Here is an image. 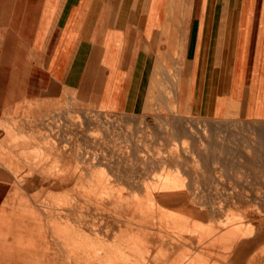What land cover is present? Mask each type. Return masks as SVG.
<instances>
[{"label": "crops", "instance_id": "0c3cea01", "mask_svg": "<svg viewBox=\"0 0 264 264\" xmlns=\"http://www.w3.org/2000/svg\"><path fill=\"white\" fill-rule=\"evenodd\" d=\"M69 113L121 115L163 154L195 120L263 122L264 0H0V233L11 193H63ZM152 163L192 180L183 154Z\"/></svg>", "mask_w": 264, "mask_h": 264}, {"label": "rangeland", "instance_id": "374dc122", "mask_svg": "<svg viewBox=\"0 0 264 264\" xmlns=\"http://www.w3.org/2000/svg\"><path fill=\"white\" fill-rule=\"evenodd\" d=\"M66 105L73 106L74 103L70 102ZM88 117H93V127L88 128L86 126L85 119ZM124 119L125 117L123 118L121 115L69 113L65 119H59V122H56L59 123V130L63 128L66 129V137L63 139L62 145H58L56 142L53 143L59 153H65L66 156L73 160L67 163L69 169L66 173V179L75 182L71 184L72 186L69 189L65 188L63 193L59 194L11 193L5 206L3 226L0 233V264H108L109 260V264H155L154 257L163 252V249L165 250L164 252L170 249V256L160 264H180V260H185V258H188V255L190 256L189 253L193 252L188 251L190 249L187 248L193 250L192 247L198 246V244L195 242L196 244L194 243L193 245L189 242L187 248L185 244L177 246L175 244L176 241H178L177 239L181 235L179 239H182L188 234L191 236L192 232L190 233V231L194 229L192 227H194L195 224L201 225L199 227H202L200 223H203L206 226L208 225L207 227H210L217 222V219L204 218L195 222V218H193L187 210V205L191 204V199L195 194L193 192H191L193 195L189 192L183 193L184 195H182V193H153L161 189L165 182H173L172 185L174 183L177 184V186H175L177 189L180 188L181 181H184L186 184L191 182L188 183V188L197 191L198 195L196 194L194 196H199V200L197 201L203 203L206 209L220 208V206L225 203V207L223 205L220 208L222 211V217H220V219L227 216L228 212L230 217L236 214L234 213L231 215V212L233 213L234 210L236 212L238 211L233 205V201L236 197L240 200L239 206L241 210L246 207L248 210L251 208L254 209L256 208L254 205H260L257 208L264 210V121L254 123L232 119L222 121L213 120L209 122L195 120L193 126L194 145L191 143L185 142L184 144L174 141V144H171L169 147V152L163 154L164 151L159 146L154 145L152 139L145 138L144 134H136V124L138 123L129 125L127 120L124 121ZM36 127L40 130L38 125H36ZM149 133L147 135H149ZM84 135L91 138V140H85L83 138L85 137ZM262 142L263 145H261ZM183 144L185 148H182ZM182 154L189 159L187 169H190L192 172V180L183 178V175L181 176V172L179 171H177V174L171 172L164 164L162 165L163 169L161 171L152 170L150 168L151 164H153L152 161L154 162L155 159L166 155L180 157ZM137 159L143 160L139 161ZM59 166L60 165L56 163L55 169H58ZM168 175L173 177H166ZM203 175L207 180L209 179V181H206ZM195 176H197V178ZM198 177L201 178L199 179ZM218 178L220 179L218 180ZM132 179H135V181ZM207 182H209V184L212 182L210 185L213 187L210 188ZM236 182L238 183L236 184ZM253 182L254 184H252ZM190 184H192L193 187H190ZM205 184L209 186L211 189L210 191ZM132 185L141 186L146 189V192L143 194L127 193L126 186ZM203 186L207 188L205 189ZM188 188L184 185L185 191ZM230 188L231 192H228ZM223 189L225 191H223ZM258 189L262 190L261 193H257ZM104 190H108L109 192H98ZM149 190H153V192ZM221 190L224 193H222ZM203 191L208 193L205 194ZM211 191L215 192L214 195ZM218 193L220 195H218ZM258 194H261L260 201H258L259 198H256ZM222 195L225 197H222ZM124 196H126V198L128 197L131 201V206L129 208L128 206L118 208L114 206V201ZM213 196H215V198H213ZM224 198H226V201ZM214 199H216V201H213ZM202 200L204 202H202ZM211 201L215 203L212 204ZM221 202L224 203L222 204ZM230 202L232 203L231 205L229 204ZM250 202H254L255 204ZM248 203L250 206H246ZM141 207L142 211L139 209ZM143 208L145 209L143 210ZM164 208L168 210L167 213H165L166 211H164ZM223 208L225 210L227 208L228 211L226 210V212ZM169 209L171 212L174 211L172 212L173 214L169 212ZM232 209L234 210L232 211ZM143 211H146V214H144ZM113 213L117 218H113ZM170 213L173 215L172 218H174L175 221L178 220L179 224L186 220L187 223L185 221L184 224L188 225L183 227L189 226L192 229L189 230L190 228L188 227L189 229L187 230V228H185V231L184 228H182V224H178L181 228L179 226L177 227V223L174 222L172 218L169 219V217L172 216H168ZM175 213L176 215L174 216ZM239 213L240 212H237V214ZM143 214L145 218L146 216L148 218H146V227L142 228L139 224H137V227L135 223L138 222L134 220L137 218L138 220L140 218L142 219L143 216L141 215ZM164 215L168 217L166 218ZM118 217H121V219H118ZM130 218L132 219L129 220ZM176 218L178 219L176 220ZM171 219L172 221H170ZM211 220L215 221L209 222ZM168 222L169 224L172 222V228L176 225L179 230L177 229V231L176 227L170 230L171 227L169 228L170 225ZM261 222L262 225H264V218ZM129 223L135 225L132 226ZM110 226L113 228H110ZM75 227H77L76 230ZM204 227L205 226H203V228ZM122 228L126 231L128 228V232L133 231L132 234L130 232L131 239L129 233H126ZM136 229L139 231L143 230V235L144 233H149V235L146 237L145 235L140 236L136 233ZM162 230L163 232H167L163 233L161 232ZM166 233L168 234L166 235ZM170 233L171 238L168 237L169 239H167ZM176 233L180 235L178 236ZM83 237L88 243L81 241ZM138 237L139 239H141V237L142 239L149 238L150 248L147 251V256L140 254L137 250H133L132 246L136 245L134 240ZM164 237H166V239H164ZM200 238V233L196 232L195 239L198 240ZM171 240L174 241V243H171ZM139 244L142 245L144 243L140 242ZM184 245L185 251L182 250L184 249ZM263 245L259 248L261 249L264 247ZM199 246L203 247L201 243H199ZM91 248L93 250H91ZM181 250L185 253V256L184 254L182 255ZM106 254L107 256H102ZM108 255H110V258ZM203 255H205V259L208 257L207 260H210H208L209 264H212L214 261L212 253L210 251H205ZM178 256L183 258L179 259ZM68 257L70 260H67L69 259Z\"/></svg>", "mask_w": 264, "mask_h": 264}, {"label": "bare ground", "instance_id": "6f19581e", "mask_svg": "<svg viewBox=\"0 0 264 264\" xmlns=\"http://www.w3.org/2000/svg\"><path fill=\"white\" fill-rule=\"evenodd\" d=\"M176 128H178V127H176ZM177 130H179V129H177ZM262 140V139H261ZM260 141V140H259ZM253 142V141H252ZM264 142V141H263ZM263 142H262V144L261 145H263ZM256 143V142H255ZM185 144V143H184ZM184 144L182 145V148H185V146H184ZM251 145V144H250ZM257 145V144H256ZM252 147V146H251ZM259 147H260V145H259ZM254 148H257V147H254ZM252 149H253V147H252ZM258 149V148H257ZM251 150V149H250ZM207 151V150H206ZM214 152V151H213ZM248 152V151H247ZM206 153V152H205ZM205 153H204V155H205ZM264 153V152H263ZM211 156V155H210ZM215 156V155H214ZM261 157H262V155H261ZM209 158V157H208ZM212 158V157H211ZM203 159H205V158H203ZM202 159V160H203ZM207 159V158H206ZM214 159V158H213ZM255 159V158H254ZM259 159H260V156H259ZM261 159H263V158H261ZM247 160V159H246ZM263 161V160H262ZM204 162V161H203ZM215 162V161H214ZM217 162H218V160H217ZM217 162H216V164H217ZM223 162V161H222ZM221 162V163H222ZM210 163V162H209ZM220 163V162H219ZM225 163V162H224ZM223 163V164H224ZM204 164V163H203ZM225 165V164H224ZM259 165V164H258ZM211 166V165H210ZM213 166H214V164H213ZM222 166V165H221ZM226 166V165H225ZM240 166V165H239ZM205 167V166H204ZM216 167V166H215ZM223 167V166H222ZM256 167V166H255ZM217 168V167H216ZM225 168V167H224ZM203 169H205V168H203ZM208 169V168H207ZM245 170V169H244ZM257 170H258V168H257ZM64 171H66V168H64ZM204 171V170H203ZM210 172V171H209ZM200 174V173H199ZM204 174H206V173H204ZM208 174V173H207ZM185 175H187V174H185ZM198 175V174H197ZM210 175V174H209ZM228 175V174H227ZM188 176V175H187ZM186 176V177H187ZM204 176V175H203ZM211 176V175H210ZM212 176H213V174H212ZM218 176V175H217ZM185 177V178H186ZM189 177V176H188ZM196 178H197V176H195ZM205 177V176H204ZM223 177H225V176H223ZM60 178V177H59ZM199 178V177H198ZM201 178V177H200ZM199 178V179H200ZM214 178V177H213ZM213 178H212V181L214 182V180H213ZM190 178H188V180H189ZM205 179H206V181H209V179L207 180V178L205 177ZM220 178H218V180H219ZM69 180V179H68ZM67 179H64L61 183V185L62 186H64L65 188H70L72 185V183L73 182H75V181H73V180H70V181H68ZM187 180V179H186ZM191 180V179H190ZM196 180H198V179H196ZM247 180V179H246ZM249 180H251V179H249ZM201 181V180H200ZM200 181H199V183H200ZM211 181V180H210ZM221 181V180H220ZM232 181V180H231ZM236 181V180H235ZM67 182V183H66ZM202 182V181H201ZM219 182V181H218ZM230 182V181H229ZM241 182H242V180H241ZM251 182V181H250ZM53 183V182H52ZM173 183V182H172ZM172 183H170V182H165V183H163V186H162V188L161 189H159L158 191H156V192H153V193H158V194H180V193H182V195H184L183 193H191V192H193V193H195L194 195H196L197 194V191H194V190H191L190 188H188L189 186V184L188 183H191V182H188L187 184L184 182V181H181V184H180V188L179 189H177V187L175 188V186H177V184H173L172 185ZM197 183V182H196ZM208 184H209V182H207ZM212 183V182H211ZM210 183V184H211ZM224 183V182H223ZM238 182H236V184H237ZM198 184V183H197ZM202 184H204V183H202ZM202 184H200V185H202ZM209 184V185H210ZM214 184V183H213ZM230 184V183H229ZM241 184V183H240ZM252 184H254V182L252 183ZM56 184H54V186H55ZM184 185H186V187L188 188L187 190H189L190 189V191H187V192H184L185 190H184ZM172 186V187H171ZM205 186H207L208 188H209V186L208 185H206L205 184ZM205 186H203L205 189L207 188V187H205ZM222 186V185H221ZM190 187H193L192 186V184H190ZM213 187V186H212ZM211 187V185H210V188H212ZM214 187H215V185H214ZM209 188V191L211 190ZM193 189V188H192ZM226 189H228V188H226ZM197 190V189H196ZM203 190V189H202ZM213 190V189H212ZM239 190V189H238ZM238 190H237V192H238ZM69 191V190H68ZM93 191V190H92ZM223 191H225L224 189H223ZM222 190H221V192L222 193H224ZM234 191H235V189H234ZM249 191V190H248ZM261 189H258L257 190V193H261ZM98 192H103V193H108L109 191L108 190H104V191H98ZM204 192V191H203ZM202 192V193H203ZM212 192V191H211ZM210 192V193H211ZM228 192H231V188H230V191H228ZM193 193H191L192 195H193ZM205 194H207L208 192H204ZM213 193V195H214V193L215 192H212ZM220 193V192H219ZM218 193V195H220V194H222V193H220L219 194ZM242 193V192H241ZM204 194V195H205ZM232 194H233V197H234V193H233V190H232ZM232 194H230V195H232ZM247 194V193H246ZM193 195V197H192V199H191V204H189V205H187V210L189 211V213L191 214V216L193 217V218H195V222H197L198 220H201V219H204V218H210V219H214V218H216L217 219V222L213 225V226H210V227H207L206 225H204L203 223H200V224H202V227H199V226H201V225H196L195 224V226L194 227H192V228H194V229H192V228H190L189 226H187V227H183V226H185V225H188V224H184V222L186 221L185 219V221H183V223L182 222H180V224H182V228H184V230L186 231V229L185 228H187V230L189 229V230H191L190 231V233L192 232V234H191V236H189L190 234H188L187 236H185V237H183L182 239H179V238H181V236L177 239L178 241H176V238H175V241H176V245L177 246H179V245H183V244H185L186 245V248H187V245L189 244V242L190 243H192L193 245H194V243L196 242L197 244H198V246H193L192 247V249L193 250H191V248H187V249H190V250H188V251H193V252H188L189 254H190V256L188 255H186L188 258H185V260L183 259V260H180L179 261V263L180 264H209V262H208V260H207V258L205 259V255H203V254H205V251H210L211 253H212V255H213V257H214V261L212 262V264H264V247H262L261 249L259 248L261 245H263L264 244V225H262V222L261 221H263V218H264V210H261L260 208H257V207H259L260 205H254L256 208H254V209H250L249 207V209L250 210H248V209H246V208H242V210H241V208H240V206H239V203H240V200L238 199V197H236L235 198V200L233 201V205H234V208H237L238 209V211L237 212H240L239 214H237V212L234 210V209H232V211H233V213L231 212V215H233L234 213H236L234 216H232V217H230L229 216V212H228V215L227 216H229V217H227V216H224L225 217V219H224V217H223V219L221 218L220 219V217H222V215H221V207L225 204L224 202H221L223 205L222 206H220V208H211V209H206L205 207H204V205H203V203H201V202H198L197 200H199V196L198 197H195ZM198 195V194H197ZM210 195H212V194H210ZM228 195V194H227ZM251 195V194H250ZM261 195V194H260ZM260 195L258 194V196L256 197V198H259L258 199V201H260ZM206 196H209V195H206ZM216 196V195H215ZM215 196H213V198H215ZM229 196V195H228ZM247 196V195H246ZM209 197H212V196H209ZM222 197H225L224 195H222ZM227 197V196H226ZM243 197V196H242ZM248 197H250V196H248ZM252 197V196H251ZM262 197V196H261ZM208 198V197H207ZM247 198V197H246ZM78 199V198H77ZM111 199V198H110ZM206 199V198H205ZM225 199V201H226V198H224ZM248 199V198H247ZM73 200V199H72ZM211 200V199H210ZM250 200V199H249ZM68 201V200H67ZM128 201V202H127ZM206 202H207V199L205 200ZM213 201H216V199H214ZM202 202H204L203 200H202ZM205 202V203H206ZM211 203H212V201H211ZM213 203H215V202H213ZM212 203V204H213ZM250 203H254V202H250ZM68 204V203H67ZM230 205L232 204L231 202L229 203ZM255 204V203H254ZM139 205H140V202H139ZM206 205V204H205ZM215 205V204H214ZM241 205V204H240ZM247 205H249V203L248 204H246V206ZM110 206V205H109ZM114 206H117V208L118 207H126V206H128V208L131 206V201L128 199V197L126 198V196H124L123 198L122 197H119L117 200H115L114 201ZM113 206V207H114ZM213 206V205H212ZM229 206V205H228ZM250 206V205H249ZM264 206V205H263ZM158 207H159V205H158ZM214 207H216V206H214ZM224 207H225V205H224ZM231 207V206H230ZM233 207V206H232ZM146 208V207H145ZM145 208H143V210L145 209ZM261 208H262V205H261ZM140 209V211H142V207L141 208H139ZM148 209V208H147ZM163 209V208H162ZM224 209V208H223ZM228 209H230V208H228ZM264 209V208H263ZM225 210V209H224ZM223 210V211H224ZM226 210H227V208H226ZM225 210V211H226ZM115 211H116V209H115ZM164 211H166L165 213H167V211L168 210H165V208H164ZM228 211V210H227ZM226 211V212H227ZM231 211V210H230ZM114 212V211H113ZM137 212H138V210H137ZM153 212V211H152ZM169 212H171L170 211V209H169ZM168 212V213H169ZM172 212H174V211H172ZM171 212V213H172ZM115 213V212H114ZM113 213V215H114V217L113 216H111V217H113V218H115L116 217V213L114 214ZM142 213V212H141ZM143 213L144 214H146V211L144 212L143 211ZM168 214V216L169 215H172V214ZM178 213V212H177ZM144 214L143 215H141V216H143V218H145L144 217ZM178 214H181V213H178ZM98 215V214H97ZM104 215V214H103ZM176 215V213L174 214V216ZM186 215V214H185ZM117 216H119V215H117ZM122 216V215H121ZM133 216V215H132ZM131 216V217H132ZM168 216H165L164 215V217H168ZM178 216V215H177ZM176 216V217H177ZM180 216V215H179ZM182 216V215H181ZM180 216V217H181ZM152 217V216H151ZM150 217V218H151ZM163 217V216H162ZM173 217V215L172 216H170L169 217V219L170 218H172ZM183 217V216H182ZM227 217V218H226ZM109 218V217H108ZM117 218V217H116ZM139 219L138 220V218L136 219V220H134V221H136V222H138V223H135L136 225L137 224H139V226H141L142 228L143 227H146V223H147V220H146V218H147V216H146V218L145 219ZM161 218V217H160ZM179 218V217H178ZM178 218H176V220L178 219ZM110 219V218H109ZM118 219H121V217H118ZM132 218H130L129 220H131ZM134 219H135V217H134ZM148 219V218H147ZM164 219V218H163ZM173 220H174V222H176L177 224V227L180 225L179 223H178V220L177 221H175V219L174 218H172ZM172 219L170 220V221H172ZM183 219V218H182ZM127 220V219H126ZM158 220H159V218H158ZM140 221V222H139ZM213 221H215V220H211V221H209V222H213ZM128 222H130V221H128ZM173 222V223H174ZM200 222V221H199ZM119 223V222H118ZM121 223V222H120ZM125 223H126V221H125ZM167 223V222H166ZM186 223H187V221H186ZM194 223V222H193ZM129 224H131L132 225V223H129ZM134 224V225H135ZM164 224V223H163ZM168 224H169V222H168ZM171 224H172V222L169 224L170 226H169V228H170V230L171 229H175V227H176V225H175V227H173L172 228V226H171ZM179 224V225H178ZM199 224V223H198ZM208 224V223H207ZM210 224V223H209ZM64 225V224H63ZM79 225V224H78ZM77 225V226H78ZM81 225V224H80ZM122 225V224H121ZM126 225V224H125ZM130 225V226H131ZM134 225H132V226H134ZM151 225V224H150ZM160 226V225H159ZM203 226H205V227H207V228H203ZM95 227V226H94ZM106 227H109V226H106ZM122 227V226H121ZM128 227V226H127ZM137 227H138V225H137ZM136 227V228H137ZM140 227V228H141ZM167 227V226H166ZM176 227V230L178 229ZM180 227V226H179ZM189 227V228H188ZM76 228L77 227H75V230H76ZM78 228H79V226H78ZM110 228H113V227H111L110 226ZM168 228V227H167ZM181 228V227H180ZM119 229H121V228H119ZM123 229V228H122ZM124 229H125V227H124ZM123 229V230H124ZM133 229V228H132ZM147 229H148V227H147ZM151 229V228H150ZM161 229H162V227H161ZM130 230V229H129ZM151 230H153V229H151ZM157 230V229H156ZM160 230V229H159ZM179 230V229H178ZM177 230V231H178ZM181 230H183V229H181ZM183 230V231H184ZM124 231H126V230H124ZM123 231V232H124ZM137 231H139L138 229H136V233H138V235H143V230L142 231H139V232H137ZM131 232V231H130ZM130 232H128V228H127V231H126V233H129V237H130ZM133 232V231H132ZM132 232H131V234H132ZM135 232V231H134ZM146 232V231H145ZM157 232H158V230H157ZM161 232H163V230L161 231ZM165 232H167V231H164L163 233H165ZM172 232V231H171ZM182 232V231H181ZM188 232V231H187ZM196 232H198V233H200V239H195V234H196ZM81 233V232H80ZM139 233H142V234H139ZM173 233H174V231H173ZM195 233V234H194ZM134 234V233H133ZM168 233H166V235H167ZM177 234V233H176ZM175 234V235H176ZM126 235V234H125ZM124 235V236H125ZM137 235V234H136ZM144 235H145V237L146 236H148L149 235V233H144ZM143 235V236H144ZM163 235V234H162ZM165 235V234H164ZM165 235V236H166ZM178 236L180 235L179 233L177 234ZM81 236V235H80ZM142 236V237H143ZM171 236V233L169 234V236H167V239H169L168 237H170ZM173 236V235H172ZM82 237V236H81ZM135 237V236H134ZM142 237H141V239H139V237L138 238H136V240H134L135 241V244L136 245H134V246H132L133 247V250H137V251H139V253L140 254H143L144 256H147L146 254H148V249L150 248L149 247V238L147 237V239H142ZM56 238V237H55ZM126 238V237H125ZM171 238V237H170ZM173 238H174V236H173ZM66 239V238H65ZM128 239V238H127ZM130 239H131V237H130ZM129 239V240H130ZM132 239H134V238H132ZM139 239V240H138ZM164 239H166V237H164ZM80 240V239H79ZM87 240V239H86ZM129 240H127V241H129ZM173 240V239H172ZM171 240V243H174V241H172ZM204 240V241H203ZM82 242L83 241H85L84 240V237H83V240H81ZM126 241V240H125ZM133 241V242H134ZM144 241V242H143ZM199 241H201V242H199ZM80 242V241H79ZM86 243H88V241H85ZM140 242H142V243H144V244H142V245H140L139 243ZM170 242V241H169ZM85 243V244H86ZM165 243V242H164ZM195 243V244H196ZM199 243H201L202 244V246L203 247H201V246H199ZM205 243V244H204ZM92 244H93V241H92ZM128 244H129V242H128ZM127 244V245H128ZM162 244H163V242H162ZM185 245L183 246V248L185 247ZM93 246V245H92ZM91 246V247H92ZM162 246H164V245H162ZM170 246V245H169ZM168 246V247H169ZM173 246H174V244H173ZM206 246V247H205ZM264 246V245H263ZM81 247V246H80ZM79 247V248H80ZM87 247H89V246H87ZM130 248V247H129ZM177 248V247H176ZM88 249V248H87ZM86 249V250H87ZM90 249V248H89ZM174 249H175V247H174ZM179 249V248H178ZM206 249V250H205ZM80 250V249H79ZM91 250H93L92 248H91ZM183 251H185V248L184 249H182ZM182 250H181V252H182ZM165 250L163 249V252H161L160 254H157L155 257H154V260H155V264H160L161 262H163V260H165L166 258H168L169 256H170V249H169V251H167V252H164ZM88 252V251H87ZM187 252H186V254H187ZM89 253H90V250H89ZM102 253V252H101ZM100 253V254H101ZM105 253H107V252H105ZM184 254V256H185V253L184 252H182V255ZM90 255H92V254H90ZM123 255V254H122ZM180 255V254H179ZM102 256H107V254L106 255H102ZM109 256V258H110V255H108ZM96 257V256H95ZM112 257V256H111ZM117 257V256H116ZM131 257V256H130ZM179 257V256H178ZM69 258V257H68ZM105 258V257H104ZM107 259H109L108 257H106ZM181 258H183V257H181ZM180 257H179V259H181ZM93 259V258H92ZM106 259V260H107ZM67 260H70V258L69 259H67ZM91 260V259H90ZM94 260V259H93ZM144 260V259H143ZM177 260V259H176ZM213 260V259H212ZM100 261H102V260H100ZM99 261V262H100ZM139 261V260H138ZM210 261V260H209ZM90 262H92V261H90ZM103 262V261H102ZM118 262V261H117ZM176 262H178V261H176ZM71 263V262H70ZM109 263H110V260H109ZM108 263V264H109ZM115 263V262H114ZM174 263H175V260H174ZM82 264V263H81ZM102 264H104V263H102ZM106 264V263H105ZM138 264V263H137ZM178 264V263H177Z\"/></svg>", "mask_w": 264, "mask_h": 264}, {"label": "flooded vegetation", "instance_id": "af4514ba", "mask_svg": "<svg viewBox=\"0 0 264 264\" xmlns=\"http://www.w3.org/2000/svg\"><path fill=\"white\" fill-rule=\"evenodd\" d=\"M115 129V128H114ZM94 142V141H93Z\"/></svg>", "mask_w": 264, "mask_h": 264}]
</instances>
